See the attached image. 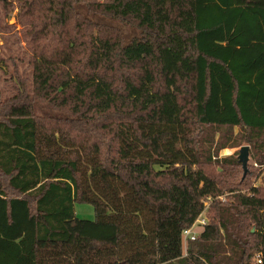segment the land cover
Wrapping results in <instances>:
<instances>
[{"label":"trees","instance_id":"16d2710c","mask_svg":"<svg viewBox=\"0 0 264 264\" xmlns=\"http://www.w3.org/2000/svg\"><path fill=\"white\" fill-rule=\"evenodd\" d=\"M14 4L31 79L0 97V264H264V186L215 140L264 163V0Z\"/></svg>","mask_w":264,"mask_h":264},{"label":"rangeland","instance_id":"374dc122","mask_svg":"<svg viewBox=\"0 0 264 264\" xmlns=\"http://www.w3.org/2000/svg\"><path fill=\"white\" fill-rule=\"evenodd\" d=\"M122 31L125 34H129L130 28L126 26H121ZM129 29V30H128ZM24 27L20 23L17 18V9L14 4L10 10L2 9L0 5V97H5L10 95L15 90V72H17L18 76L24 78L27 82L31 79V65H30V57L32 56V50L30 46L27 44V39L24 34ZM239 134V129L237 128H221L219 133L215 135V140H221L227 144L225 149L220 150L218 156L219 158L223 157H232L237 159L239 156V151L243 146L248 147L247 151V163H246V173L251 172L250 174V182L252 185L256 184L257 186H264V173L261 172L263 168V163H259L258 160L251 157L254 151L250 148L248 144H241L237 140L236 135ZM239 162V161H238ZM240 163V162H239ZM241 165V163H240ZM238 170H240L239 175L241 176V180H243V170H241V166H239ZM254 171V172H253ZM217 172V171H216ZM244 192V191H241ZM234 195L233 193L224 194L222 197L225 199V202L228 200H232L231 197ZM217 200V199H216ZM210 202L206 199L204 202V208L207 207L206 210L203 209L202 215L199 217L207 219V222L210 218ZM74 211L76 217L78 219L83 220H93L94 213L93 209L90 205H79L76 204L74 206ZM161 234H160V253L163 252L166 254V250L162 248H167V244L169 241V237L171 239L170 244H176V236H172V233L177 234L174 224H171L169 228L168 224H165L164 221L171 218L174 220V211L169 210H161ZM169 217V218H166ZM169 221V220H168ZM170 222V221H169ZM193 230L195 232H200L201 227L195 225ZM171 234V236H169ZM172 237V238H171ZM181 251L185 252L187 241H185L184 237L181 235ZM163 246V247H162ZM169 247V244H168ZM259 253H256L257 255ZM177 249L175 254L178 256ZM255 258V257H254ZM254 258L252 262H254Z\"/></svg>","mask_w":264,"mask_h":264},{"label":"built area","instance_id":"2783aa9c","mask_svg":"<svg viewBox=\"0 0 264 264\" xmlns=\"http://www.w3.org/2000/svg\"><path fill=\"white\" fill-rule=\"evenodd\" d=\"M261 172L262 173H264V163H263V168H262V170H261ZM254 186H256V184H254ZM217 199H219V200H221V201H225V199L223 198V197H218ZM208 201H209V198L207 199ZM207 209V207H205L204 208V210H206ZM202 215V212H201V214L198 216V218L196 219V221L193 223V225L190 227V228H188V229H186V230H184L183 232H182V236L184 237V239H185V241H193L195 238H196V236H197V234L199 233V232H195L194 230H193V228H194V226L195 225H198V226H200L201 227V229H202V227L207 223V219H205V218H199L200 216ZM254 262L256 263V264H261V259H260V256L259 255H256L255 256V258H254Z\"/></svg>","mask_w":264,"mask_h":264},{"label":"water","instance_id":"95a60500","mask_svg":"<svg viewBox=\"0 0 264 264\" xmlns=\"http://www.w3.org/2000/svg\"><path fill=\"white\" fill-rule=\"evenodd\" d=\"M247 151L248 147L243 146L239 151L238 161L241 163L243 169V177L246 175V163H247ZM243 179V178H242ZM251 232H254V226L251 229Z\"/></svg>","mask_w":264,"mask_h":264}]
</instances>
